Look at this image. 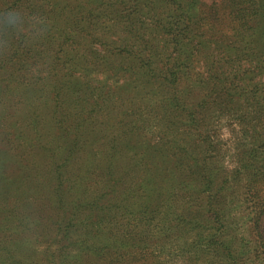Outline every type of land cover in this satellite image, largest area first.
Here are the masks:
<instances>
[{
  "label": "trees",
  "instance_id": "trees-1",
  "mask_svg": "<svg viewBox=\"0 0 264 264\" xmlns=\"http://www.w3.org/2000/svg\"><path fill=\"white\" fill-rule=\"evenodd\" d=\"M194 3L0 0V73L42 70L24 59L41 60L43 69L65 73L71 83L79 70L89 79H78L84 97L75 95L76 104L93 96L92 72L100 70L104 84L125 75L120 84L114 80L117 91L106 92L109 104L97 126L73 108L53 119L52 138L36 130L31 141L40 154L28 158L26 177L31 203L0 207L8 220L0 264H34L17 252L19 219L24 229L50 238L56 247L51 264H264V36L247 39L264 33V0H223L224 20L216 2L193 12ZM144 90L162 94L154 107L167 132L182 121L187 136L154 151L168 163L163 177L132 179L130 133L143 128L145 113L131 108ZM121 106L127 107L123 119ZM131 115L139 126L113 134L133 122L126 123ZM221 120L233 127L228 150L212 127ZM97 145L104 157L94 164ZM226 157L230 170L222 165ZM4 189L0 185V197L8 195L9 202ZM32 219L39 228L29 227ZM4 226L0 222V232Z\"/></svg>",
  "mask_w": 264,
  "mask_h": 264
},
{
  "label": "rangeland",
  "instance_id": "rangeland-1",
  "mask_svg": "<svg viewBox=\"0 0 264 264\" xmlns=\"http://www.w3.org/2000/svg\"><path fill=\"white\" fill-rule=\"evenodd\" d=\"M214 2L216 3L213 6L219 9L217 13H219L224 20L223 0H195L193 12L199 10L202 3L207 6ZM47 12H49L47 16L53 14L52 10H47ZM228 19L229 17H227L224 22L227 23ZM262 21L263 20L260 21V25H262V27H259L260 29L264 28V22ZM21 30L25 32L24 29L21 28ZM97 34L100 36V32ZM263 36L264 33H250L247 34V39L248 41H261L260 37ZM16 39L18 40V38ZM24 62L27 66L35 63V70H38V67L42 66V70L29 73L24 70H20L19 72L14 70L10 72V74L0 73V159L5 164V167L2 170L0 169V177L3 178L0 181V185L5 186L3 190L4 193L9 192L13 197L8 202V200L6 201L8 195H5V198L1 196V209L8 208L9 204V209H12L16 206L15 203L17 201H19L20 205H24L27 202L31 203L29 196L32 191L28 190L31 186H29V184L27 186L26 177L30 175L28 166L30 161L28 158L31 157L32 159H36L39 156L34 153L40 154L37 150L38 142L31 141L36 138V130L39 131L42 129L44 134L52 138L50 134L54 125L57 124L56 122L53 123V119L60 120L58 118L61 116H63V119L64 111H68L71 114L75 113L73 108L78 110V116L86 120L89 125L97 126L100 124L105 114L104 108L109 104V98L106 92L108 90L111 92L117 91V83L120 84L122 81H125V75L118 74L116 78H113V76L108 78V82L104 84L102 82V72L100 70L92 72L91 74L95 77L92 78L90 83L92 86H95L96 90L93 96L86 99V101L85 99H81L79 103L76 104L74 100L75 95L84 97L83 93L78 91V89L81 88V82L78 79L88 81L89 78L85 74L78 70L71 75L74 76V83H71L72 77H66L65 73L50 72L43 69L45 63H42L41 60L24 59ZM115 79L117 83L114 81ZM123 89H126L124 84ZM161 95L162 94L158 92L146 93L144 90L133 102L132 111L139 112L140 110L145 113L142 121L143 123L140 127L146 128V130H142V128L130 133L129 148L131 151L129 157H126V168L128 171L132 172V179L140 177L145 178L146 173H149L148 177L154 179L158 174L163 177L168 163L167 161L165 163V155L164 157L157 156L154 158V151L160 147L163 150L165 147H163L162 144L165 142H168V144L169 142L172 144L181 143L187 136L185 133L186 124L183 125L182 121H180L181 126H179L180 124L177 122L174 128L167 132L168 129L164 127L165 116L154 107L155 104L158 103ZM72 99L73 103H71ZM126 109L127 107L125 106L120 107L121 113L119 114V119H123V112ZM91 116L92 119H90ZM128 121L133 122L130 125H118L112 130L113 134H117L118 129L136 128L139 126V122L135 115L129 116V120H127L126 123ZM221 123L223 126L219 124L212 127L215 128L217 126L219 128L217 134L227 142V147L226 144H224V146L228 150V148L231 149V129H233V127L227 125L228 120H221ZM62 124L67 123L63 121ZM200 129L206 131L205 134L208 136L211 134L209 127H201ZM187 131H189V133L191 132L190 129ZM52 133L57 135V128H55ZM191 141L196 143V145L199 143L196 138ZM24 142H26L29 147L31 144V147H35L37 151L30 148L25 152L23 147L19 145V143ZM42 142L44 143V141ZM75 146L74 144L73 148ZM97 147L98 145L96 146L95 154L92 155L93 160L97 161L94 164H99L98 161L104 157V151H102L100 147ZM146 148L149 151H147ZM226 149L223 150V148H220L218 152H225ZM145 150L146 153H144ZM163 153L165 154L164 151ZM197 153H200V151ZM228 153L231 152L228 151ZM228 153L227 156H229ZM222 165L225 170H230L233 166V161L226 157ZM76 168L77 166L75 165L72 166L70 170L73 172ZM167 180L168 182L171 180L170 173ZM95 188H97V186H95ZM21 211L23 210L21 209ZM34 220L35 219L30 220L28 223L29 227L39 228ZM0 222L5 225L0 232V237L3 238L8 233V220L0 214ZM20 222L21 220L19 219L18 222L14 223L16 226L14 231L22 238L21 249H17V252L21 255L24 253L22 257L30 258L31 262L34 264H51L49 263V255L56 250V247L52 244L48 245V240L50 238L40 237V232L34 233L32 229H24ZM240 224H242V222ZM55 255H57V251ZM6 264L14 263L8 262ZM165 264L174 263L170 262Z\"/></svg>",
  "mask_w": 264,
  "mask_h": 264
}]
</instances>
